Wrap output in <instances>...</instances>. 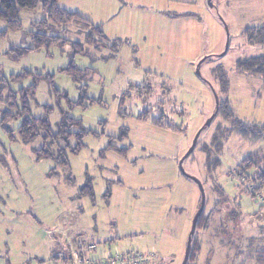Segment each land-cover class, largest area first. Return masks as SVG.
Returning a JSON list of instances; mask_svg holds the SVG:
<instances>
[{
	"label": "rangeland",
	"instance_id": "374dc122",
	"mask_svg": "<svg viewBox=\"0 0 264 264\" xmlns=\"http://www.w3.org/2000/svg\"><path fill=\"white\" fill-rule=\"evenodd\" d=\"M56 5L99 26L105 40L99 44L95 36L96 49L81 25H56L41 5L21 10L16 31L0 21V33L6 31L0 39L6 85L0 92V264H62L52 257L65 235L94 242L99 253L153 252L152 263L182 264L201 194L181 169L202 184L208 222L197 233L201 253L187 264H256L253 255L264 246V197L249 193L253 175L264 173V140L241 138L213 114L217 97L240 121L264 123V77L236 71L239 60L264 56V0ZM34 34L66 42L19 61L8 56L12 48H32ZM71 65L85 76L75 81L62 71ZM32 85L35 92L22 96ZM135 86L142 88L128 91ZM64 97L83 107H69ZM22 101L32 117L48 119L53 135L64 116L77 121L68 130L71 149L76 135L91 134L82 135L77 154L62 138L44 140L42 131L25 142L17 132L23 117L4 119ZM147 111L148 120L138 118ZM160 117L175 130L152 124ZM44 147L56 158L64 148L67 167L38 158ZM254 153L262 158L259 168L238 175L237 165Z\"/></svg>",
	"mask_w": 264,
	"mask_h": 264
},
{
	"label": "trees",
	"instance_id": "16d2710c",
	"mask_svg": "<svg viewBox=\"0 0 264 264\" xmlns=\"http://www.w3.org/2000/svg\"><path fill=\"white\" fill-rule=\"evenodd\" d=\"M57 1L58 0H0V21L6 23V27H7L6 31H16L21 26V22L19 18L21 10H35L39 5H41L43 10L47 13L48 20L50 22H53L56 25L69 24L71 22L81 25L82 28L86 30L87 41L91 45L94 44V47L98 49L100 45L95 44L96 42H95L94 37L97 36L101 38L100 43L99 41H97V43L102 44V40H105V37H104V33L102 32L101 28L99 26L94 25L88 19L82 17L80 14L76 12H69L67 10L58 8L56 5ZM6 31L0 33V39L4 37V35L6 34ZM32 40H33L32 48L30 49L29 48H24V49L12 48L8 51L7 53L8 56H10L14 61H19L22 57H24L25 55H27L28 53L32 51H37L42 48H47L53 45H61L66 42L60 36H51L48 34H34L32 35ZM62 71L70 75L75 81L78 80V76H85V72H86L83 70L76 69L73 65L65 69H62ZM236 71L241 74L247 73L252 76L258 75V76L264 77V56L250 57V58H246L243 60H239L236 64ZM11 78L13 80H16L20 78V76L11 77ZM47 79H49V83L52 84L53 77L48 76ZM3 83H5V80L1 79L0 80V92L6 88V85ZM141 88L142 86L130 87L128 91L133 90V89L139 90ZM143 89L147 90L148 93H151V85H147V87H144ZM35 90H36V86L32 85L27 90L21 91V95L23 96L24 94L25 95L33 94ZM52 92L56 97H60V93L55 88H52ZM64 98L66 100L67 105L71 108L83 107L81 101L72 103L66 97ZM12 100H14V97H12ZM217 100H218V104L216 105V109L213 114L214 116L219 114L224 120L229 121L232 131L238 133V135L241 138L248 139L252 142L264 140V123L255 124V123H245L243 121H240L233 114L228 101H225V100L220 101L218 98ZM90 102L94 103V101L92 100ZM11 105L15 106V102L13 101ZM13 116L15 118L23 117L22 123L17 129V132L23 141L27 142V141H30L38 137L39 131H42L46 134V137L44 136L45 137L44 140L52 139L55 141L58 138L64 139V142H65L64 148L71 150L72 154H77L79 152V149L82 146V143L80 142L82 135L91 134V132H87V133L82 132L76 135V138L78 140L77 146L71 149L68 145V140L70 136H72V134L68 130L74 125H79L77 121L64 116L63 120L59 124L58 133L56 135H53L49 131L48 119L46 117L45 118L32 117L30 113V109L26 105L25 101H22V107L17 110L15 115H12V113H5L4 119L7 120L8 118H11ZM147 116H148V111L140 114L138 118L146 121L148 120ZM152 124H155L162 128H166L168 130H172V131L175 130L172 128L171 125L164 123L161 117L156 120H152ZM202 130L203 128L199 129L198 133L200 134ZM64 148L59 149L57 153V158L45 147L39 151H36V155L38 158L57 159L59 162H61L63 166L67 167V161L66 159H64V156H63L64 150H65ZM119 151L122 152V154H124L123 150H119ZM261 161H262V158L260 157L258 153L248 155L246 158H244L239 163V165H237V167L235 168V172L238 175H241V174L245 175L248 173V171H253V170L258 169ZM250 183L252 185V188L250 189V193H249L251 199L255 200L256 198H259L260 194L262 193L264 197V173L257 172L255 176L253 175L252 182ZM203 211H204V207L200 215L197 218L195 230H194L193 235L191 236L188 259L185 262V264L193 263L196 260V258L199 256V254L201 253V245L197 239V233L199 231H204L206 227H208L207 225L208 222L203 215L204 214ZM190 230H191V227H190ZM190 230H189L187 239L190 235ZM84 242L91 243L87 241H84ZM186 244H187V241H186ZM185 250H186V246H185ZM62 251L63 252H59V253H67L66 257L59 258L56 255V256H53L52 258L55 260L61 259V260H67V261L72 262L70 251L64 252L65 251L64 248L62 249ZM87 256L90 257L89 254ZM253 260L256 264H264V246H261L260 249L255 252V254L253 255Z\"/></svg>",
	"mask_w": 264,
	"mask_h": 264
},
{
	"label": "built area",
	"instance_id": "2783aa9c",
	"mask_svg": "<svg viewBox=\"0 0 264 264\" xmlns=\"http://www.w3.org/2000/svg\"><path fill=\"white\" fill-rule=\"evenodd\" d=\"M72 264H151L155 258L153 252L129 253L126 255H109L104 252H96L97 246L94 243H85L81 238H76L68 244ZM94 253L93 257L87 255ZM62 258L65 253H58Z\"/></svg>",
	"mask_w": 264,
	"mask_h": 264
},
{
	"label": "water",
	"instance_id": "95a60500",
	"mask_svg": "<svg viewBox=\"0 0 264 264\" xmlns=\"http://www.w3.org/2000/svg\"><path fill=\"white\" fill-rule=\"evenodd\" d=\"M217 104H218V100H217V98H216V105H217ZM213 117H214V115H213ZM209 122H210V121H209ZM198 134H199V133H197V135H196V137H195V141H194V145H193V146H195V144H196V141H197V138H198ZM192 150H193V147L189 150V152H188L187 154L189 155V153H191ZM181 172H182L187 178L193 180V181L197 184V186H198V188H199V190H200V194H201L200 207H199L198 211L196 212L195 216L193 217L192 224H191L190 235H189V237H188V239H187L186 250H185V254H184V260H183V263H182V264H185V262H186L187 259H188V254H189V249H190V242H191V236H192L193 233H194L197 218H198V216L200 215V213H201V211H202V209H203V207H204V203H205V195H204V190H203V188H202L200 182H199L197 179H195L194 177H192V176L186 174L182 169H181Z\"/></svg>",
	"mask_w": 264,
	"mask_h": 264
},
{
	"label": "crops",
	"instance_id": "0c3cea01",
	"mask_svg": "<svg viewBox=\"0 0 264 264\" xmlns=\"http://www.w3.org/2000/svg\"><path fill=\"white\" fill-rule=\"evenodd\" d=\"M76 13H78L76 10H74ZM90 21V20H89ZM76 238H81V237H79V236H74V235H65V238H63L62 240H61V242H60V244L58 245L59 246V248H60V250L59 251H57L56 253H55V255L54 256H56V254H58L59 252H63L62 251V249L64 248V252H68L70 249H68L69 248V246H68V244L70 243V242H72V241H74ZM82 239V238H81ZM87 242H91L90 240H87ZM91 243H94V242H91ZM67 248V249H66ZM66 254L67 253H65V256L64 257H66ZM55 260V259H54ZM61 262H62V264H72V262L71 261H67V260H61V259H59ZM152 264H156V263H152Z\"/></svg>",
	"mask_w": 264,
	"mask_h": 264
}]
</instances>
